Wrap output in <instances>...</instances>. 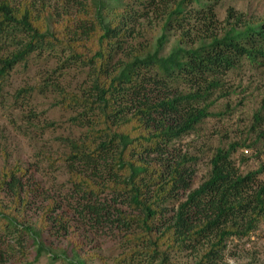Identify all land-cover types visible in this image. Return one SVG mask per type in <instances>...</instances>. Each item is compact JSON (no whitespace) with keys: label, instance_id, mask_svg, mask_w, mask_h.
<instances>
[{"label":"trees","instance_id":"obj_1","mask_svg":"<svg viewBox=\"0 0 264 264\" xmlns=\"http://www.w3.org/2000/svg\"><path fill=\"white\" fill-rule=\"evenodd\" d=\"M218 2L77 0L72 17L66 8L57 15L29 0L19 6L0 0V48L15 46L0 53V92L12 70L33 55L61 50L65 65L86 69L89 80L78 94L52 84L59 106L85 129L80 138L63 140L62 159L79 197L75 220L93 231L105 223L119 229L132 246L123 258L141 254L134 264H169L171 252L201 240L207 247L196 264H213L229 239L247 238L264 223L260 171L240 173L232 161L237 144L215 151L208 178L174 214L162 207L191 188L190 159L172 144L207 117V105L199 104L243 63L264 72V17L249 20L229 10L216 27ZM155 22L160 35L148 47L142 37ZM173 32L179 36L166 51ZM263 114L264 94L256 125ZM38 192L28 169H0V264H34L44 254L52 262L91 264L95 254L83 251L72 215L51 197L37 209L38 224L31 221ZM58 236L64 244L55 246Z\"/></svg>","mask_w":264,"mask_h":264},{"label":"rangeland","instance_id":"obj_2","mask_svg":"<svg viewBox=\"0 0 264 264\" xmlns=\"http://www.w3.org/2000/svg\"><path fill=\"white\" fill-rule=\"evenodd\" d=\"M10 1L19 6L22 0ZM29 1L36 4V8L40 4L48 6L57 15L66 8L73 17L77 0ZM229 10L249 20L258 19L264 17V0H219L214 10L216 27L224 24ZM146 27L151 28V32H144L142 39L149 47L155 44L160 35L159 23ZM178 36L179 33L173 32L166 51ZM194 36L192 34V39ZM186 43L190 45L191 40L187 39ZM14 48V44H6L0 48V53ZM64 60L65 54L61 50L51 55H33L26 62L18 64L4 82L0 92V169L3 165H19L28 169L29 175L38 184L39 192L31 206L32 211L28 213L33 223L39 222L37 209L47 203L44 198L51 197L65 212L68 211V215H72L76 238L82 242L83 251L88 255L95 254L91 264H119L121 260L120 264H134L141 254H133V261L129 257L123 258L129 254L132 246L119 229L105 223L99 230L93 231L88 225L76 223L75 208L79 197H73L71 177L62 159L68 151L63 140L78 139L85 129L72 120L75 114L71 110L59 106L58 91L52 84L78 94L87 86L89 78L86 69L67 66ZM179 89L184 93L192 90L184 86ZM263 94L264 72L243 63L223 76L220 87L213 89L207 100L199 104L207 105V117L195 126L194 131L172 144V148L181 156L190 159L188 167L193 171L191 188L171 195L162 206L167 210L165 215L174 214L186 200L187 194L208 178L210 160L219 148L228 149L230 145L237 144L236 152L232 155L235 166L242 175L260 171L257 184L264 183V136L261 137L264 119L258 125L253 119ZM4 201L7 202L6 198ZM65 227L69 229V223ZM57 238L52 239L53 245H63L60 237ZM206 247L205 240H201L190 249L171 252L168 263L196 264ZM34 264L65 263L52 262L44 254ZM213 264H264V223L247 238L229 239L222 260Z\"/></svg>","mask_w":264,"mask_h":264}]
</instances>
